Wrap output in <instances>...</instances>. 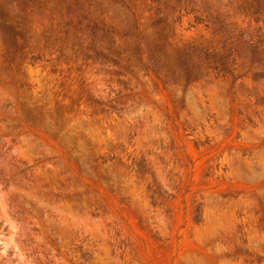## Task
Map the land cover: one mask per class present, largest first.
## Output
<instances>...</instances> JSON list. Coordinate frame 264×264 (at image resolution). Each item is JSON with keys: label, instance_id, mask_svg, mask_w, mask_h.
Listing matches in <instances>:
<instances>
[{"label": "rangeland", "instance_id": "374dc122", "mask_svg": "<svg viewBox=\"0 0 264 264\" xmlns=\"http://www.w3.org/2000/svg\"><path fill=\"white\" fill-rule=\"evenodd\" d=\"M0 264H264V0H0Z\"/></svg>", "mask_w": 264, "mask_h": 264}]
</instances>
